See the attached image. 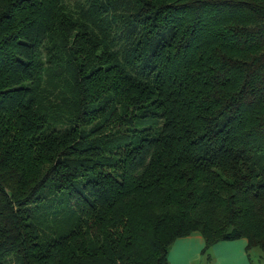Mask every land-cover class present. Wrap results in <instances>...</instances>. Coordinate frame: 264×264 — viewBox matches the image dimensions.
Instances as JSON below:
<instances>
[{
    "label": "trees",
    "instance_id": "16d2710c",
    "mask_svg": "<svg viewBox=\"0 0 264 264\" xmlns=\"http://www.w3.org/2000/svg\"><path fill=\"white\" fill-rule=\"evenodd\" d=\"M76 1L0 0V264L264 248V0Z\"/></svg>",
    "mask_w": 264,
    "mask_h": 264
},
{
    "label": "rangeland",
    "instance_id": "374dc122",
    "mask_svg": "<svg viewBox=\"0 0 264 264\" xmlns=\"http://www.w3.org/2000/svg\"><path fill=\"white\" fill-rule=\"evenodd\" d=\"M71 5H75L76 0H69ZM68 205L67 193L59 190L51 198L44 199L38 206L33 209V221L38 225L40 234H53L52 223L54 219H59V216L66 211ZM49 222V226H47ZM62 224V223H61ZM236 241H241V238L234 240L233 246L228 249H217L212 244L209 245L204 251L203 246L200 249L198 258L192 262V264H215L217 257L224 259L225 257L232 260H238L241 253L242 259L247 264H264V248L259 246H252L249 249H243L236 247Z\"/></svg>",
    "mask_w": 264,
    "mask_h": 264
},
{
    "label": "crops",
    "instance_id": "0c3cea01",
    "mask_svg": "<svg viewBox=\"0 0 264 264\" xmlns=\"http://www.w3.org/2000/svg\"><path fill=\"white\" fill-rule=\"evenodd\" d=\"M241 241H236V247L244 250L246 245V239L240 237ZM235 239H224L214 242L212 245L217 249H228V247L233 246V241ZM204 240L200 233L193 232L191 234L180 236L174 240L169 250V261L168 264H192L195 258H198L201 247L203 246ZM246 249V248H245ZM242 253L238 260H232L231 258L225 257L221 259L217 257L215 264H247V262L242 259Z\"/></svg>",
    "mask_w": 264,
    "mask_h": 264
}]
</instances>
